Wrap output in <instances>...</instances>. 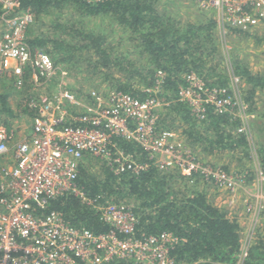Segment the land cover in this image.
Returning <instances> with one entry per match:
<instances>
[{"label": "built area", "instance_id": "built-area-1", "mask_svg": "<svg viewBox=\"0 0 264 264\" xmlns=\"http://www.w3.org/2000/svg\"><path fill=\"white\" fill-rule=\"evenodd\" d=\"M0 1V75L9 76L18 90L28 80L37 90L49 89L30 97L29 106L39 113L31 118V132L22 140L15 142V131L0 123V159L14 148L11 161L0 171V264H183L173 254L182 243L173 231L146 232L127 203L100 204L88 197L77 183L80 164L88 157L100 158L117 174H140L153 162L162 171L213 178L231 192L246 182V173L208 164L176 130L161 126L160 111L169 104L161 95L166 71L158 70L159 79L146 89V98L113 91L107 100L87 102L67 88V71L47 51L28 44L33 11L20 9L21 0ZM198 2L218 12L222 31L226 25L249 31L264 26V0ZM185 80L178 98L187 101L199 118H205L212 105L216 113L240 119L237 130L250 139L245 106L234 87L207 82L195 71ZM231 82L240 83V76L234 75ZM117 138L140 144L147 159H137ZM263 181L264 172L259 170V192L251 195L254 201L246 210L255 212V229L264 239ZM68 193L97 208L110 230L97 233L77 227L63 212L49 208L50 200Z\"/></svg>", "mask_w": 264, "mask_h": 264}, {"label": "trees", "instance_id": "trees-1", "mask_svg": "<svg viewBox=\"0 0 264 264\" xmlns=\"http://www.w3.org/2000/svg\"><path fill=\"white\" fill-rule=\"evenodd\" d=\"M162 4V0H21L20 9L30 8L35 17L28 30V44L47 51L67 72L83 68L101 74L102 81L108 82L112 90L143 99L149 95L146 89L159 79L158 70H164L167 75L161 95L169 104L160 111L161 126L177 130V122L178 126L187 124L182 131L190 146L204 141L209 149H239L249 156L248 138L237 130L240 119L218 114L212 105H208L206 116L201 119L187 101L178 98L179 87L186 84L185 75L191 71L207 82L221 85L229 82L227 73L221 71L224 54L219 20L207 16L197 21H184ZM1 16L0 1V22ZM95 17L110 18L123 28L128 33V41L138 49L135 54L120 48L123 39L114 44L103 30L91 27L87 20ZM230 32L251 34L237 27H230ZM234 71L249 85L246 103L248 110L253 111L257 92L264 91V73H254L238 59L234 60ZM34 88L28 80L19 90L21 98L16 109L9 103V92L0 91V116L4 113L31 119L37 115L38 108L28 104L30 97L38 94L32 91ZM69 89L78 96L85 94L82 89L71 86ZM84 99L93 102L90 93ZM0 123L12 126L1 118ZM257 132L264 168L262 128L257 126ZM116 140L137 159H147L140 144ZM150 164L140 174L130 171L117 174L107 161L88 157L80 164L77 183L97 203H131L139 217L140 229L149 233L170 230L177 234L182 239L173 252L178 261L235 264L244 243L238 219L230 218L226 209L214 205L206 192L192 186L187 176L178 170L162 171L153 162ZM224 169L228 170L229 166ZM49 208L63 212L77 227L97 233L111 228L101 219L97 208L73 193L50 200ZM243 264H264V239L260 237L250 246Z\"/></svg>", "mask_w": 264, "mask_h": 264}, {"label": "rangeland", "instance_id": "rangeland-1", "mask_svg": "<svg viewBox=\"0 0 264 264\" xmlns=\"http://www.w3.org/2000/svg\"><path fill=\"white\" fill-rule=\"evenodd\" d=\"M162 7L168 8L175 16L184 21H197L207 16H213L219 20L218 12L214 9H202L198 0H162ZM88 24L94 29L103 30L109 41L114 44H118L120 39L124 40V43L120 45L126 53L132 52L135 54V50L130 41H128V33L123 28L119 27L112 19L106 18L102 20L100 17L89 18ZM220 21V20H219ZM0 27V32H1ZM219 35L221 34V47L223 51V63L221 64V71L227 73L229 76V82L226 85L231 88L234 87V93L237 99L241 102L242 107L245 106L246 121L250 128L249 136V156L241 150L230 149H209L208 145L204 141L196 142L193 146H190L195 154L200 157L201 160L206 161L208 164L220 166L225 168L229 166L230 171L246 173V182L231 192L220 185H217L216 180L210 178H200L199 176H187L188 182L195 186L198 190H202L207 193L208 199L214 203V205L224 208L228 211L230 218L236 217L240 223L242 230L241 234L244 239L243 248L239 258L235 264H243L244 257L247 255V251L251 245L258 242L260 238V232L255 229L254 214L251 215L247 212L246 207L251 205L254 199H251V195L258 194V177L259 170L264 172L262 157L259 153V138L257 132V126L262 128V134L264 136V91H258L255 97V103L252 105L253 111H249L247 108V95L249 85L242 79L239 74L234 71V60L238 59L248 65V67L254 73H264V26H259L250 30L251 34L248 36L242 33H231L230 27L226 25V30L222 31V24L220 26L218 22ZM221 31V32H220ZM224 36V37H223ZM224 64L226 68L224 67ZM117 75H119L117 73ZM234 75L240 76V83L235 86L232 84V77ZM101 74H93L92 71L88 72L85 69L69 71L65 79L68 88L71 86L75 89H82L85 94L79 96L84 99L85 95L91 94L94 100H107L110 94L114 91L108 82L102 81ZM54 88V84H50ZM0 91L9 92V103L13 108H17L18 102L21 98V93L12 84L9 76L0 75ZM33 92H48V88H41L37 90L34 88ZM40 92V93H41ZM78 95V94H77ZM249 104V103H248ZM1 107V105H0ZM2 120H8L10 122L11 129L15 131V142H19L28 135L27 129L31 126V120L25 116L10 117L4 113L0 116ZM176 124V131L180 139L183 140V129L187 128V124ZM239 133V132H238ZM211 136L213 133H210ZM187 137V136H186ZM185 137V138H186ZM185 140V139H184ZM186 142V140H185ZM13 147L9 153L2 160L0 159V171L5 163L11 161L13 157ZM241 156H243L241 158ZM197 177V178H196ZM264 185V181L261 182L260 187ZM256 202V200H255ZM133 207L131 203L128 204ZM257 216V215H256ZM257 219H260L257 216ZM263 239V238H262ZM183 262V260H182ZM183 264H187L184 260Z\"/></svg>", "mask_w": 264, "mask_h": 264}, {"label": "crops", "instance_id": "crops-1", "mask_svg": "<svg viewBox=\"0 0 264 264\" xmlns=\"http://www.w3.org/2000/svg\"><path fill=\"white\" fill-rule=\"evenodd\" d=\"M31 120V119H30ZM31 122V121H30ZM27 132H29L28 134H30L31 132V126L29 127V129H27Z\"/></svg>", "mask_w": 264, "mask_h": 264}]
</instances>
